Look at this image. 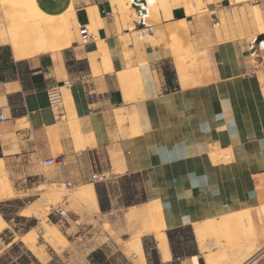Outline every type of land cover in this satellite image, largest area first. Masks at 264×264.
<instances>
[{"label":"crops","instance_id":"crops-1","mask_svg":"<svg viewBox=\"0 0 264 264\" xmlns=\"http://www.w3.org/2000/svg\"><path fill=\"white\" fill-rule=\"evenodd\" d=\"M67 2L71 25L92 27V41L27 60L11 54L25 65L0 81V264L50 263L32 235L43 232L28 200L37 183L91 187L102 215L169 198L191 201L187 220L164 230L165 254L152 234L141 236V264H193V258L198 264H264V225L245 220L247 211L264 208V0L246 4L261 11V30L240 16L241 6L227 9L224 0L205 3L200 13L191 0H155L152 13L135 5L137 19L118 13L110 0L37 5L53 16L67 10ZM169 28L181 42L177 51ZM179 54L197 56L187 61L185 78L177 73ZM195 64L202 76L195 77ZM51 86L68 103L60 112L49 107ZM213 149L227 160L213 163ZM54 156L66 163L45 178L41 165ZM134 178L139 188L116 207L109 184ZM97 187L106 193L105 211ZM230 216L244 220L247 233L217 245L207 232L230 229Z\"/></svg>","mask_w":264,"mask_h":264},{"label":"rangeland","instance_id":"rangeland-1","mask_svg":"<svg viewBox=\"0 0 264 264\" xmlns=\"http://www.w3.org/2000/svg\"><path fill=\"white\" fill-rule=\"evenodd\" d=\"M8 1L9 0H0V19L4 21V18H10L12 15V18L15 20H18V17L19 19H25L22 15H19L20 13H25L22 7L19 5L14 6L16 4L9 5L11 2ZM164 1L165 0H158L159 4H162ZM220 1L222 0H191V2L195 4L196 11L199 13L204 10L205 3H218ZM249 1L252 0H224V5L228 6L227 9H234L241 6L240 16L244 18L245 15H248L247 20L259 25L261 30V28L263 29L261 25L262 13L258 8L246 6ZM110 2L117 7L118 13L123 14L125 17L132 16L136 19L138 18V14L131 8L132 3L139 6L140 10L144 8L150 9V13L153 12L151 9L154 8L155 4V0H145L146 5L134 2L133 0H110ZM10 11L14 12H11V14ZM1 13L3 14V19ZM70 16L71 15L64 14L59 21L62 20L63 24H66L69 28V39L72 42L81 44L76 27H73L69 21ZM62 22H59L58 25H62ZM145 22L151 24L148 19H145ZM250 22L249 24H251ZM236 25L240 27L239 22H237ZM87 28L90 32L93 31L92 27ZM167 31L172 34L173 28H169ZM172 35L169 37L172 44L171 48L177 51L181 42ZM7 48H9L11 52L10 47ZM196 58L197 56L195 55L187 57L179 54L176 57L177 73L178 69H180L185 78L187 61L191 59L196 60ZM195 65H193L195 77L202 76L203 74L199 72L197 65ZM67 105V101L62 98V106L58 112H60L64 106L67 107ZM210 158L213 163L219 162L218 160H220V158L227 160L226 153L217 149L211 150ZM41 167L42 172H39V174L43 175L45 178L54 176V168L44 166L43 164ZM135 188H139V182L135 178L128 182H122L120 179H116L113 183L109 184V189L112 190L114 197H116V207H121V199H123L125 194L131 193V190H136ZM82 191L83 188L66 189L63 185L59 186L57 184H46L43 186L39 183L34 184V194L32 197H29L28 200L32 203L30 208L34 210V214H37L39 218L40 225H38V227L41 231L43 230V232L38 233L36 230L32 235L33 240L38 244L45 245L46 253L48 257L51 258L49 264H125V258L131 263L137 264L135 263L134 256L132 254L128 255L127 252L130 249L132 238L135 234L143 231V228L147 226V220L138 216L134 219L126 220L125 216L131 209H138L141 206L131 207L129 209L123 208L113 211L109 215H102L97 211L98 209L92 208L89 202L77 199L78 202L76 200L77 197H73L72 199V196L79 195ZM73 192L77 193L74 194ZM260 202L264 203V198H261ZM245 218L248 225L255 222H257L259 226L264 225V208H259L253 212L247 211ZM226 221L230 229L221 232H207V236L212 241H215L217 245L225 243L226 241H228L229 244L232 242L235 243L242 240L247 233L245 230H242L244 228V220H240L239 216H230ZM3 225L4 222L0 217V230ZM263 234L264 231L262 233L259 232V239H261L260 237ZM1 237L3 241L7 240L6 236ZM95 252L98 253V255L93 258L92 254Z\"/></svg>","mask_w":264,"mask_h":264},{"label":"bare ground","instance_id":"bare-ground-1","mask_svg":"<svg viewBox=\"0 0 264 264\" xmlns=\"http://www.w3.org/2000/svg\"><path fill=\"white\" fill-rule=\"evenodd\" d=\"M8 2H11L9 3V5L16 4L14 6H17V5L21 6L22 10L26 13V14L17 13L19 15H22V17H24L25 19H22V18L19 19L18 17V20H15L12 18L13 15L10 16V18H4V21L0 19V42L8 43L11 49L12 55L16 60L18 61L27 60V59H31L33 57H36L42 54H54L63 49L69 48L72 45V41L69 39V33H70L69 28L67 27L66 24H63L62 20L59 21L63 17L64 14L66 15L73 14V7L71 5V2H67V6H66L67 10H65L64 12L58 11L56 15H53V16L46 14L43 10H41L38 7L37 5L38 0H9ZM93 10L95 11V9ZM11 12L13 13L14 11H10V13ZM89 13L91 14V12ZM2 15L3 14L1 13V17ZM59 22H62V25H58ZM173 32L175 31L173 30ZM172 36H174V34ZM95 58H92V60L95 61L96 60ZM92 60H89V61L93 62ZM94 64L95 63H93V65ZM93 190L91 187H84L81 194L72 196V199L73 197H77L76 200L77 199L85 200L89 202L92 208L97 209V203H96L95 194H94L95 191ZM73 193L76 194L77 192L76 193L73 192ZM3 194H4V188L0 182V197L1 195L4 196ZM5 196H8V195H5ZM10 197H11V194H10ZM190 208H191V201L186 202L183 199H179V198H169L163 203H159V202L149 203L148 202L147 205L141 206L138 209H133V210L131 209L125 216L126 220L134 219L136 216L142 217L147 220V226L143 228V231L134 235V237L132 238L130 249L128 250L127 254L128 255L132 254L134 256V260L136 261L135 263L141 264L143 262V258H142L143 253H142V247H141L142 243L140 239L143 234H147V233L154 235L159 245L160 250L162 251L163 254H165L167 244H166V238L164 235V230L167 228L168 225H172L177 222L186 221L187 218L186 216H184V214ZM138 223H141V222H138ZM263 247L261 246V248ZM252 258L253 256L250 259ZM192 262L193 264H198L196 261V258H193Z\"/></svg>","mask_w":264,"mask_h":264},{"label":"built area","instance_id":"built-area-1","mask_svg":"<svg viewBox=\"0 0 264 264\" xmlns=\"http://www.w3.org/2000/svg\"><path fill=\"white\" fill-rule=\"evenodd\" d=\"M106 15L111 17L112 12L109 11L106 13ZM77 31H78V35L80 37V41L82 45H87L92 41L93 37H92L91 32L88 30L87 26L78 24ZM68 83H69L68 81H65L63 82V85L67 86ZM46 95H47V100H48L50 109L53 110L54 112H58V110L62 106V93L59 87L51 86L47 88ZM3 119L4 117L0 115V120H3ZM65 163H66V159L64 156H55V157H50V158L45 159L42 164L44 166L55 168L57 166H63ZM65 186L67 188H70L71 184L67 182L65 183Z\"/></svg>","mask_w":264,"mask_h":264},{"label":"trees","instance_id":"trees-1","mask_svg":"<svg viewBox=\"0 0 264 264\" xmlns=\"http://www.w3.org/2000/svg\"><path fill=\"white\" fill-rule=\"evenodd\" d=\"M0 81H3L5 79H11L14 77L15 68L24 66L25 63H17L15 64L11 57V52L9 48L7 47H0ZM40 77L35 76L33 80H37ZM122 181V180H121ZM97 195L99 196V206L101 211H105L104 203H108V199L106 197L105 192H101L99 188L97 187ZM98 253H93L92 257H96ZM200 264H202V261H199Z\"/></svg>","mask_w":264,"mask_h":264},{"label":"water","instance_id":"water-1","mask_svg":"<svg viewBox=\"0 0 264 264\" xmlns=\"http://www.w3.org/2000/svg\"><path fill=\"white\" fill-rule=\"evenodd\" d=\"M134 2H142V3H144L145 2V0H133ZM136 4L135 3H132V5H131V7L133 8V9H135L136 8V6H135ZM261 40V38L259 37V38H257L256 40H255V42H257V41H260Z\"/></svg>","mask_w":264,"mask_h":264}]
</instances>
